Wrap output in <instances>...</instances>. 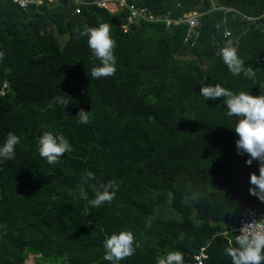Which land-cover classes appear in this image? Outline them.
Instances as JSON below:
<instances>
[{
	"label": "trees",
	"instance_id": "1",
	"mask_svg": "<svg viewBox=\"0 0 264 264\" xmlns=\"http://www.w3.org/2000/svg\"><path fill=\"white\" fill-rule=\"evenodd\" d=\"M126 1L172 21L197 12L198 25L142 21L124 32L126 10L85 5L75 14L72 0L22 10L0 0V146L9 132L20 138L15 159L0 162V264H25L27 255L35 264H111L104 241L121 231L133 232L136 251L119 264H157L173 251L184 264L200 251L202 264H232L234 219L245 206L264 210L249 193L259 163L237 153L238 118L226 115L224 98L200 95L202 84L264 94V0ZM103 23L117 71L91 79L101 62L82 33ZM229 44L253 79L224 64ZM46 131L73 148L56 165L39 155ZM87 171L96 177L83 183L89 200L100 183L119 182L111 203L81 198Z\"/></svg>",
	"mask_w": 264,
	"mask_h": 264
},
{
	"label": "clouds",
	"instance_id": "2",
	"mask_svg": "<svg viewBox=\"0 0 264 264\" xmlns=\"http://www.w3.org/2000/svg\"><path fill=\"white\" fill-rule=\"evenodd\" d=\"M88 37V46L94 56L101 62V66L93 67L91 79H101L112 77L116 74L117 58L114 54L116 41L111 35V25L100 24L99 27L88 28L82 33ZM220 55L224 64L234 75L243 74L248 79H253L256 72L252 67H246L245 61L238 54V48L229 46L220 49ZM5 59V53L0 51V62ZM264 88V87H262ZM200 95L205 99L215 100L224 98L227 105L226 115L238 118L234 131L238 137L236 141L237 153L247 154L249 159L247 165L253 161L259 163V175L250 174L249 193L264 202V94L254 96L241 91L235 94L219 84L201 85ZM54 102L62 104L65 108L69 105L64 97H54ZM78 123H90V111L83 108L76 115ZM20 144V138L14 133L9 132L7 138L0 146V162L15 159L16 146ZM73 151L72 145L63 134L54 135L51 132H44L39 138V155L48 164L56 165L64 154ZM89 179L95 180V174L87 171L82 177L80 186V196L87 200L92 207H99L104 203H111L119 188V182L111 180L107 184L100 183L95 191V198L89 200L87 192L83 188V183ZM253 220L245 223L236 235V247H228L225 251L231 257L232 264H264V223ZM136 238L131 231H121L113 233L104 241L105 255L104 260L111 264H119L120 261L132 257L135 254ZM157 264H184L183 254L179 251L169 252L164 257L157 259Z\"/></svg>",
	"mask_w": 264,
	"mask_h": 264
},
{
	"label": "built area",
	"instance_id": "3",
	"mask_svg": "<svg viewBox=\"0 0 264 264\" xmlns=\"http://www.w3.org/2000/svg\"><path fill=\"white\" fill-rule=\"evenodd\" d=\"M14 5L19 7L22 10H26L30 7H38L44 3H51L54 0H10ZM75 6V14H79L81 11V6L93 5L98 8L104 9L112 14L126 10L125 23L122 25V29L126 32L132 25H137L142 21L147 23H156V22H166L169 25L171 22L174 24H186L189 28V32L198 25V18L200 16L197 12H191L185 14L181 19L172 21L169 18L155 17L152 15L146 7H142L137 4H129L126 0H94L92 2H85L83 0H72ZM230 10V9H227ZM224 36H229L228 32L224 33ZM259 222L264 223V210L261 211L259 208L252 206H245L242 208L238 216L234 219L231 230L239 235V230L245 223H250L253 220H259ZM206 258V255L200 251L197 255L193 257V264H202L203 260Z\"/></svg>",
	"mask_w": 264,
	"mask_h": 264
},
{
	"label": "rangeland",
	"instance_id": "4",
	"mask_svg": "<svg viewBox=\"0 0 264 264\" xmlns=\"http://www.w3.org/2000/svg\"><path fill=\"white\" fill-rule=\"evenodd\" d=\"M38 256L36 255H27L25 259V264H35Z\"/></svg>",
	"mask_w": 264,
	"mask_h": 264
}]
</instances>
